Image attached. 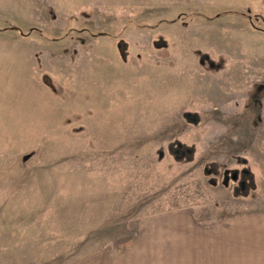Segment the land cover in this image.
Returning <instances> with one entry per match:
<instances>
[{"label":"rangeland","instance_id":"rangeland-1","mask_svg":"<svg viewBox=\"0 0 264 264\" xmlns=\"http://www.w3.org/2000/svg\"><path fill=\"white\" fill-rule=\"evenodd\" d=\"M257 200L264 0H0V264H114L144 217Z\"/></svg>","mask_w":264,"mask_h":264},{"label":"crops","instance_id":"crops-1","mask_svg":"<svg viewBox=\"0 0 264 264\" xmlns=\"http://www.w3.org/2000/svg\"><path fill=\"white\" fill-rule=\"evenodd\" d=\"M136 239L114 264H264V200L245 204L242 217L210 222L186 208L144 217Z\"/></svg>","mask_w":264,"mask_h":264},{"label":"trees","instance_id":"trees-1","mask_svg":"<svg viewBox=\"0 0 264 264\" xmlns=\"http://www.w3.org/2000/svg\"><path fill=\"white\" fill-rule=\"evenodd\" d=\"M181 146V145H180ZM178 146L176 148H174L173 150L176 153L182 152L181 151V147ZM183 153V152H182ZM234 177L236 178L237 176L234 175ZM240 178V182L238 185H236V190L235 192H237V194H247L248 191H250L251 189H255V182L253 179V175L251 172H247V171H243L242 173H240V175L238 176V179ZM250 189V190H249Z\"/></svg>","mask_w":264,"mask_h":264}]
</instances>
